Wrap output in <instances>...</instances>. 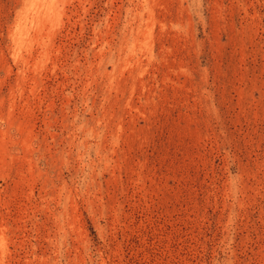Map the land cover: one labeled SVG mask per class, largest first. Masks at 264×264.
<instances>
[{
    "label": "rangeland",
    "instance_id": "1",
    "mask_svg": "<svg viewBox=\"0 0 264 264\" xmlns=\"http://www.w3.org/2000/svg\"><path fill=\"white\" fill-rule=\"evenodd\" d=\"M0 264H264V0H0Z\"/></svg>",
    "mask_w": 264,
    "mask_h": 264
}]
</instances>
